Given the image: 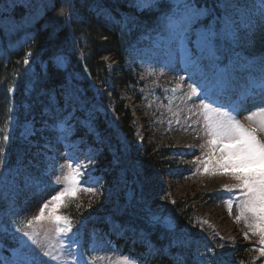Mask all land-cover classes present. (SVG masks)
I'll return each mask as SVG.
<instances>
[{
    "label": "snow or ice",
    "instance_id": "snow-or-ice-1",
    "mask_svg": "<svg viewBox=\"0 0 264 264\" xmlns=\"http://www.w3.org/2000/svg\"><path fill=\"white\" fill-rule=\"evenodd\" d=\"M128 2L137 10L159 13L155 29L161 31L162 39L158 46L167 58L165 66L174 61L182 65L189 82L186 98L198 109L190 111L193 115L202 116L203 134L209 149L201 161L204 171L228 175L237 182L225 185L224 190L239 193L235 196L239 209L237 222H243L248 229L244 232V239H249L250 235L258 238L259 246L253 251L264 257V55L249 59L237 50H249L257 35L264 43V0ZM18 6L30 9L31 23L43 14L54 12L50 21L42 26V31L52 29L49 37L52 40L65 28L67 35L74 33L73 23L76 21L73 17L78 15L75 0H39V3L36 0H0V16L7 18L8 11ZM110 18L124 27L136 23L132 15ZM24 62L28 63L27 60ZM51 63L64 71L50 74L48 65L42 62L43 70L33 84L35 92L45 101V114L48 116L45 132L26 130L24 138L30 144L29 137L47 135L43 142L45 150L51 151L60 144L70 149L74 147L69 136L76 130L73 123L75 113L88 110L89 101L77 76L68 70V53L61 48L51 57ZM184 79L181 76V80ZM250 105L256 106V113L247 116L254 123L246 126L238 116L241 109L247 111ZM256 115L260 116L258 123H255ZM83 123L89 133L95 131L91 120ZM3 139L7 141L9 138L5 136ZM64 155L69 157L67 167L70 171L63 176L66 184L63 190L43 202L37 215L18 222L15 233L21 235L9 234L6 228H0V244H4L5 236L10 235V244L0 248V252L8 253V258L0 264H46L44 257L63 261V264H94L83 249L76 251L80 248L79 229L73 232V221L58 214V209L66 196L78 190L96 196L103 194L101 181L94 172L95 158L89 156L81 162L69 151ZM37 162L36 157L26 150L13 166L8 162L5 148L0 146V184L19 180L34 192L42 191V182L30 171ZM51 167L53 172L57 171L55 163ZM60 167L62 169L64 165ZM61 182L60 176L53 181L55 184ZM226 203L231 215L233 199L229 198ZM45 220L54 225L59 244L57 254H53L51 246L42 254L37 251L43 246L34 226ZM147 221L151 228L140 233L146 251L138 260L126 258L120 264H227L225 254L216 251L217 247H225L223 243L215 247L204 244L201 248L194 234L181 230L173 218L164 214L149 211Z\"/></svg>",
    "mask_w": 264,
    "mask_h": 264
},
{
    "label": "rangeland",
    "instance_id": "rangeland-1",
    "mask_svg": "<svg viewBox=\"0 0 264 264\" xmlns=\"http://www.w3.org/2000/svg\"><path fill=\"white\" fill-rule=\"evenodd\" d=\"M155 38L157 40L149 42V37L145 35L129 50L128 68L138 71L141 88L132 87L128 90L129 92L122 90L119 95L120 99L126 101L135 116L137 140L156 150H161V154H163V150L172 153L168 155L167 159L163 160L164 162L159 167L151 171L153 174L149 180L143 174V170L139 168L140 173L148 182L140 196L143 202L135 207L143 208L152 205L150 210L158 207L156 213L167 216V211L161 207L173 205V201L184 200L192 207L193 218L183 225V231L190 233L197 231V233L205 234L207 240L215 246L223 243L225 247L220 249L225 250L229 260L242 259L248 264H264V257H261L259 252L253 251L254 248L259 246L258 238L250 235L249 239H244V232L248 229L243 222H237L236 216L239 209L236 203L233 202L232 214L230 215L225 200L221 197L217 199L209 197L213 192L224 190L225 185H233L237 182L228 175H213L211 171L205 173L201 161L206 158L209 149L205 143V138L202 136L200 116L193 115V111H190V109L195 110V106L186 98L189 83L186 79L187 73L183 71V68H178V63L175 61L170 66H165L167 58L162 48L158 46V42L162 38L158 36ZM237 50L242 51L243 55L252 59L264 55V43L260 42L259 35H257L249 50ZM23 67V73L25 74L29 68L25 64H23ZM107 67L112 72L115 66L113 62H109ZM50 68L53 73L61 72V69L56 68L53 64L50 65ZM181 76H184L185 79L181 80ZM23 77L24 75L21 80ZM103 87L108 88L107 96L112 99V93L116 90L115 86L112 83L110 85L107 81ZM9 93L13 95L15 89H11ZM136 98L139 99L138 103ZM24 106H27V104L24 103ZM107 107L112 111L115 103L107 104ZM20 109L19 97H16L15 105L11 111L20 112ZM255 113L256 106H253L244 117L247 114L253 115ZM258 118L260 116L256 115V123H258ZM240 120L246 125V122L241 118ZM10 131L11 129L8 130V132ZM4 133H6L5 130ZM3 138L0 136V146L4 142ZM64 152L60 151L55 157V161L52 160L58 166L64 165L63 176L70 171L67 167L68 161ZM72 153L77 152L73 150ZM6 155L9 161V153H6ZM89 156L93 157L94 152H88L87 155L81 157L80 161H86ZM97 178L102 184V195L96 196L93 193L78 190L73 195L64 198L61 207L58 209V214L69 217L70 212L75 214L74 211H77L74 217L90 213L103 217L99 218L100 222L105 217L115 219L123 201H125L124 193L129 188V185H127L131 179L129 168L124 165L114 166L105 179L98 175ZM82 184L83 181H81ZM65 186L66 184L61 182L42 188L43 190L38 192L28 188V192L43 194L45 196L44 200L47 202L52 195L59 190H63ZM157 190L162 191L163 197H168V202H161L159 198L155 199ZM20 191L21 189L12 194L15 197L12 207L17 208L18 221L23 222L37 215L38 211L35 213H24L22 211L20 207L21 200L17 199V195L21 193ZM64 210L65 213H63ZM126 214L127 212L123 214V222L120 223L130 228L134 234L140 235L141 232H146L145 226L136 224L137 222L132 217H127ZM198 221L202 223H197ZM50 225L51 223L47 220L41 222V226L48 228ZM129 225H132V227H129ZM40 232H42V228ZM127 235L129 233L125 236ZM54 237L56 238V233ZM221 237H223V240L220 239ZM56 245L55 248H57L58 253V240ZM48 248V246L43 245V250H48ZM133 249L138 250L136 246ZM57 253L53 252V254ZM117 255L122 257V254ZM49 261L53 262L50 258Z\"/></svg>",
    "mask_w": 264,
    "mask_h": 264
},
{
    "label": "trees",
    "instance_id": "trees-1",
    "mask_svg": "<svg viewBox=\"0 0 264 264\" xmlns=\"http://www.w3.org/2000/svg\"><path fill=\"white\" fill-rule=\"evenodd\" d=\"M161 2L163 3V0ZM76 12L78 15L73 17L76 21L73 23L74 33L67 35L68 30L65 28L57 34L55 40L49 38L51 28L42 31V26L50 21L54 12H49L36 23H31L28 15H20L21 11L15 12L18 15L11 16L7 23L0 20V32L13 33L16 44H23L28 38V42L21 45L17 53L2 51L0 56V130L3 131L7 127L8 108L12 101L9 91L13 88L16 95L22 96H25L26 91L30 89L31 110L38 113V116L41 115L39 106L44 105L45 101L33 87L37 75L29 71L21 80L24 75L23 64L25 60L33 59L34 61L27 64H32L39 74L42 62L48 65L51 57L62 48L69 55L68 70L77 76L80 88L89 101L88 110L77 111L75 116L79 117V114L94 116L92 125L98 142L94 143L93 139H90V142L99 146L98 174L106 175L107 169L114 162L130 166V162L133 161L140 165L138 167L143 170L144 175H148L159 167L171 152L163 150L161 154V150L149 147L144 142L142 150V145L136 138L135 116L126 101L120 99L119 92L122 90L129 92L132 87L137 89L141 87L137 72L128 69L127 55L141 37L151 30V34L160 31L155 29L159 13L148 9L137 10L130 6L128 0H77ZM127 15L134 16L136 23L124 27L115 24L110 18L120 19ZM109 62H113L115 66L112 72L107 67ZM83 64L100 90L108 92V88L103 87L107 81L115 86L112 99L103 97L105 104L111 101L115 103V120H109L107 116L95 113L94 108L99 103L88 88L87 78L82 73ZM49 73L51 74L50 71ZM136 101L138 103L139 99L136 98ZM164 200L168 202L169 199L164 197ZM167 206L169 216L180 228L193 218L192 207L184 200ZM163 208L168 210L167 207ZM74 212L76 214L77 211ZM75 214L70 212L71 220L77 221L84 216L74 217Z\"/></svg>",
    "mask_w": 264,
    "mask_h": 264
}]
</instances>
